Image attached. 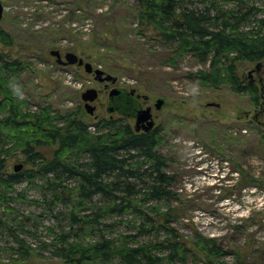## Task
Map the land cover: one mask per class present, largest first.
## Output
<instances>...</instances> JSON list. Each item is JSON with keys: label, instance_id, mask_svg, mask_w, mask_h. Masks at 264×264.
Here are the masks:
<instances>
[{"label": "trees", "instance_id": "1", "mask_svg": "<svg viewBox=\"0 0 264 264\" xmlns=\"http://www.w3.org/2000/svg\"><path fill=\"white\" fill-rule=\"evenodd\" d=\"M133 10L138 26L154 31L165 65L191 57L207 65L190 73L198 84L248 94L264 113V83L238 69L264 62V0H137ZM13 45L0 27V205L15 212L10 202L25 199L17 185L35 186L42 194L32 201L44 210L35 216L48 222L41 240L29 218L7 225L0 219L13 239L0 244L9 261L36 255L65 264H245V255L219 239L195 232L191 244L172 226L174 178L158 129L137 133L122 119H102L93 131L51 105L28 111L27 100L15 95L31 64L14 57ZM263 127L264 119V139ZM12 150L26 156L28 168L9 170ZM122 223L129 230L116 233Z\"/></svg>", "mask_w": 264, "mask_h": 264}, {"label": "rangeland", "instance_id": "2", "mask_svg": "<svg viewBox=\"0 0 264 264\" xmlns=\"http://www.w3.org/2000/svg\"><path fill=\"white\" fill-rule=\"evenodd\" d=\"M1 2L0 27L13 38L11 51L31 64L15 95L27 100L28 111L51 105L64 115L77 116L93 131L96 123L110 119L103 100L93 114L81 104L85 91L101 86L95 76L83 66L57 63L52 50L77 54L117 77L118 87L136 89L153 104L163 98L162 109H154V130L163 139L159 150L166 158V171L174 178V197L169 201L172 226L191 244L197 232L245 255V264H264V113L253 106L248 94L201 86L190 73L207 65L191 57L181 59L176 67L165 65L164 50L152 39L154 31L138 26L133 10L137 0ZM258 64L242 62L238 69L262 85L264 62L256 71ZM130 124L134 126L133 121ZM9 157V170L28 168L19 150H12ZM26 185L16 187L25 191V199L10 202L15 212L9 214L0 205V219L7 225L16 216L29 218L37 227L32 231L44 240L48 221L36 218L44 210L32 201L40 199L42 192ZM128 230L122 223L116 233ZM21 236L34 246L40 244L30 234ZM12 242L6 227L0 226V244L5 247ZM8 254L0 251V264H65L36 255L11 262Z\"/></svg>", "mask_w": 264, "mask_h": 264}, {"label": "flooded vegetation", "instance_id": "3", "mask_svg": "<svg viewBox=\"0 0 264 264\" xmlns=\"http://www.w3.org/2000/svg\"><path fill=\"white\" fill-rule=\"evenodd\" d=\"M58 51L60 52L61 60L65 61V55L69 52H66L63 55L60 50H58ZM54 57H56V56H54ZM56 62H57V59H56ZM85 62H87V61H85ZM61 65H65V64H61ZM94 69H96V68H94ZM107 74H109V73H107ZM98 82L101 86L98 88H94L98 91V97L96 98V100L94 102L91 103V106L95 107V110L93 113H95L97 111V109L99 107L100 100H103L104 102L102 103V105L106 106L107 112L110 113V115H111L110 116L111 120L115 119L114 114H117L119 116L118 119H122L125 122H128L129 124H130V121H133L134 126H132V128H133V130H135V132H137V133L150 132V131L145 130V127L147 125L146 123H140L137 127L136 116H137L139 111L145 110L147 108H151L153 120L155 122L154 109H156L155 104H156L157 99H159V98H156V100L153 104V102H151L149 96L142 95V94L138 93L136 89L128 90L125 87H118L117 86L118 79H117L116 83H112V82L106 81V80L103 82H101V81H98ZM114 89H117L119 91V93L116 95H112V91ZM81 104H84V107L87 109V107H86L87 103L85 101H83L82 99H81ZM160 110H157V111H160ZM152 130H154V127L151 129V131Z\"/></svg>", "mask_w": 264, "mask_h": 264}, {"label": "water", "instance_id": "4", "mask_svg": "<svg viewBox=\"0 0 264 264\" xmlns=\"http://www.w3.org/2000/svg\"><path fill=\"white\" fill-rule=\"evenodd\" d=\"M4 15V6L0 0V21L2 20ZM51 55L52 56H56L57 58V63L59 64H65V65H78L79 67H84L85 71L89 74H94L95 79L97 81H110L112 83H116L117 82V77L111 75V74H107L105 71L101 70V69H94L93 65L90 62H85V60L81 57H79L77 54L73 53V52H69L65 55V61L61 60V55L60 52L58 50H53L51 51ZM260 68V64L257 65L256 67V71H258ZM255 70L250 71V75H252V73ZM117 89H114L112 91V95H116L119 93V91ZM98 97V91L94 88L88 89L87 91H85L82 94V100L85 101L87 103V111L91 114H93L95 107L91 106V103L94 102L96 100V98ZM165 103L163 98H159L156 101L155 107L157 110H160L163 106V104ZM140 123H146V127L145 130L146 131H151V129L154 127L155 122L153 120V115L151 112V108H147L145 110H141L138 112L137 116H136V124L137 127ZM22 166H17L15 167V171L20 170Z\"/></svg>", "mask_w": 264, "mask_h": 264}]
</instances>
